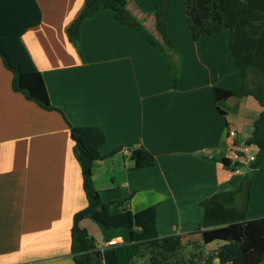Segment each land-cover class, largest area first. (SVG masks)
Masks as SVG:
<instances>
[{"label":"crops","instance_id":"0c3cea01","mask_svg":"<svg viewBox=\"0 0 264 264\" xmlns=\"http://www.w3.org/2000/svg\"><path fill=\"white\" fill-rule=\"evenodd\" d=\"M84 1L36 0L41 23L22 36L57 110H42L13 92L12 75L0 60V264H74L72 217L86 199L69 125L99 127L106 136L92 181L109 212L157 206L161 237L195 230L199 203L237 190L249 165L234 173L220 162H232L247 144L261 111L251 97L214 104V88L236 91L241 85L227 59V31L192 42L183 8L172 1L167 33L175 47L174 86L169 61L138 32L118 24L110 10L84 21L72 45L66 31ZM118 1L157 38L153 11L159 0ZM232 130L235 138H228ZM138 147L153 156L151 168L135 167L131 155ZM262 162L250 189V220L264 216ZM80 227L103 245L102 264H128L121 249L128 244L125 231L105 230L90 219ZM112 240L122 244L107 247ZM214 249L209 245L206 252Z\"/></svg>","mask_w":264,"mask_h":264},{"label":"trees","instance_id":"16d2710c","mask_svg":"<svg viewBox=\"0 0 264 264\" xmlns=\"http://www.w3.org/2000/svg\"><path fill=\"white\" fill-rule=\"evenodd\" d=\"M173 0H159L154 11L153 37L118 0H85L77 18L67 28L68 41L76 46L84 21L105 10L114 20L135 30L170 64L172 83L177 71L170 51L175 47L168 37L167 18ZM185 17L193 41L229 31L228 62L237 70L241 85L236 91L213 89V101L251 97L260 107L247 142L256 149L235 191L215 194L202 200V218L198 227L188 233L161 237L156 227L157 206L139 212L125 207L111 214L109 204L100 200L92 181V167L102 159L100 149L106 136L99 127L69 125L73 154L80 168L81 188L86 206L72 217L70 251L74 264H102V251L80 222L90 219L100 228L126 229L128 244L121 248L128 264H261L264 262V216L248 219L250 189L255 173L264 159V0H184ZM42 14L36 0H0V60L11 73V89L45 111L57 110L49 101L41 73L26 51L22 36L41 23ZM218 109V107L216 106ZM219 111V109H218ZM137 169L151 168L153 156L143 147L132 151ZM220 162L234 171L241 165L222 158ZM128 201H124L125 204ZM209 245L215 249L206 252ZM130 249H134L132 253Z\"/></svg>","mask_w":264,"mask_h":264},{"label":"built area","instance_id":"2783aa9c","mask_svg":"<svg viewBox=\"0 0 264 264\" xmlns=\"http://www.w3.org/2000/svg\"><path fill=\"white\" fill-rule=\"evenodd\" d=\"M227 136L228 138H235V132L229 131L227 133ZM254 160H255V154L252 153V146H250L249 144H243L242 146L238 148V151L234 153L233 161L231 162V164L238 163L241 166H245L247 164H250ZM233 172L238 173L239 169L237 168ZM120 244H122L120 240H112L108 242L106 246L111 247V246L120 245ZM97 247L101 251L104 249L103 245H99Z\"/></svg>","mask_w":264,"mask_h":264},{"label":"rangeland","instance_id":"374dc122","mask_svg":"<svg viewBox=\"0 0 264 264\" xmlns=\"http://www.w3.org/2000/svg\"><path fill=\"white\" fill-rule=\"evenodd\" d=\"M177 2H179V4L182 6V8H183V13H184V16H185V9H184V0H174V3H173V5H175ZM172 5V6H173ZM168 14H169V12H168ZM179 15H180V13H179ZM186 18V17H185ZM168 19V18H167ZM185 22H186V19H185ZM186 25H187V22H186ZM187 28H188V26H187ZM189 31V30H188ZM227 33H229V35H230V32L229 31H227ZM191 40H192V38H191ZM192 42H194L193 40H192ZM177 71V70H176ZM170 72H171V70H170ZM171 75H172V72H171ZM233 132H235L234 130H232ZM263 163V162H262ZM262 165V164H261ZM261 168H262V166H261ZM260 170H262V169H260ZM260 170H258V171H260ZM122 231H125L127 234H128V231L126 230V229H121ZM113 255H114V253H112V252H107V253H105V256H107V257H113ZM217 262V261H216ZM113 264H115L114 263V261H113Z\"/></svg>","mask_w":264,"mask_h":264}]
</instances>
